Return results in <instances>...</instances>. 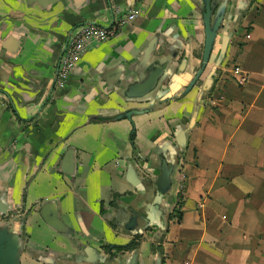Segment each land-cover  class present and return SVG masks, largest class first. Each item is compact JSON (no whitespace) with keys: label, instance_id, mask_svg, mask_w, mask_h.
I'll use <instances>...</instances> for the list:
<instances>
[{"label":"crops","instance_id":"crops-1","mask_svg":"<svg viewBox=\"0 0 264 264\" xmlns=\"http://www.w3.org/2000/svg\"><path fill=\"white\" fill-rule=\"evenodd\" d=\"M200 8L0 0V225L21 238L19 264H264V0H227L210 62L185 93L201 61ZM87 24L112 35L87 43L57 86ZM149 54L167 79L154 100L131 98ZM163 161L172 184L159 196ZM135 237L137 248L113 249Z\"/></svg>","mask_w":264,"mask_h":264},{"label":"water","instance_id":"water-1","mask_svg":"<svg viewBox=\"0 0 264 264\" xmlns=\"http://www.w3.org/2000/svg\"><path fill=\"white\" fill-rule=\"evenodd\" d=\"M202 12V25L204 30V43L199 68L185 87L184 92L187 93L196 84L202 73L210 62L211 53L218 38V32L222 29V22L225 13L227 0H200ZM228 38H222L217 63L220 62L224 55L225 46ZM151 50V49H150ZM150 53V52H149ZM147 66L141 76L127 86L126 94L131 98L146 97L152 101L153 96L159 92L161 86L167 79L168 64L161 63L157 56L148 55ZM151 106L141 108H132L117 118L125 117L128 120L132 116L140 115L151 111ZM173 164L168 165L166 161L161 163L159 175L156 178V188L159 196L169 192L172 184ZM136 225L135 215L131 217L126 227ZM21 251V238L18 234L9 230L8 226L0 225V264H19V256ZM126 264V263H125ZM129 264V263H127ZM156 264H160V259L156 260Z\"/></svg>","mask_w":264,"mask_h":264},{"label":"built area","instance_id":"built-area-1","mask_svg":"<svg viewBox=\"0 0 264 264\" xmlns=\"http://www.w3.org/2000/svg\"><path fill=\"white\" fill-rule=\"evenodd\" d=\"M137 16V10H132L118 21V25L122 26L128 21L134 20ZM112 32V29L103 28L95 24H87L80 27L73 34L60 60L56 77L57 86L62 87L64 85L87 43L92 41H103L112 35ZM240 80L244 81L245 79L242 77Z\"/></svg>","mask_w":264,"mask_h":264},{"label":"trees","instance_id":"trees-1","mask_svg":"<svg viewBox=\"0 0 264 264\" xmlns=\"http://www.w3.org/2000/svg\"><path fill=\"white\" fill-rule=\"evenodd\" d=\"M160 96H162V94L159 95V98H160ZM168 101H169L168 98L163 100V102H168ZM151 108H153V106H151ZM138 244H139V238L135 237L129 244L114 246L113 249H115L118 252L123 253V252H125L128 249L129 245H132L133 248H137ZM151 250L153 252H155V251L161 252V247L159 245H157V244H153V245H151Z\"/></svg>","mask_w":264,"mask_h":264}]
</instances>
